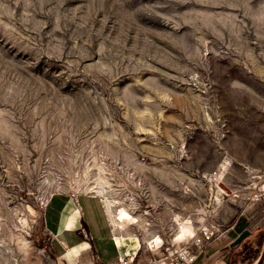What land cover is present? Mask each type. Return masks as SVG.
Masks as SVG:
<instances>
[{
	"label": "rangeland",
	"instance_id": "1",
	"mask_svg": "<svg viewBox=\"0 0 264 264\" xmlns=\"http://www.w3.org/2000/svg\"><path fill=\"white\" fill-rule=\"evenodd\" d=\"M260 169L264 0H0V264H62L49 194L88 218L102 179L146 244L176 215L227 230Z\"/></svg>",
	"mask_w": 264,
	"mask_h": 264
},
{
	"label": "crops",
	"instance_id": "2",
	"mask_svg": "<svg viewBox=\"0 0 264 264\" xmlns=\"http://www.w3.org/2000/svg\"><path fill=\"white\" fill-rule=\"evenodd\" d=\"M81 198L96 200L85 195L55 194L47 201L45 224L62 264H116L118 257L135 256L138 253L144 258L147 257L143 240L135 234L115 231L104 205L100 202L86 218L87 213L82 208ZM259 204L262 203L246 205L241 214L242 219L239 218L230 226L220 239L205 247L206 250L212 243L218 242L220 249L212 251L204 258H201L202 253L195 263L201 259L198 264H227L237 256L236 250L243 245L250 246L258 254L264 238V223L252 228L249 226L251 212ZM242 223L244 226L240 229L239 237L229 240V234ZM261 264H264V259Z\"/></svg>",
	"mask_w": 264,
	"mask_h": 264
},
{
	"label": "built area",
	"instance_id": "3",
	"mask_svg": "<svg viewBox=\"0 0 264 264\" xmlns=\"http://www.w3.org/2000/svg\"><path fill=\"white\" fill-rule=\"evenodd\" d=\"M250 178L253 180L241 186L239 190L242 189L248 194L247 205L254 202L264 205V169L255 171ZM257 180L262 181V184ZM178 227L176 224L175 228ZM225 231L202 220L196 233L184 240L175 241L172 234L157 232L162 241L158 245L152 242L144 244V251L148 253L146 258L138 253L135 256L118 257L116 264H194L205 247L220 239Z\"/></svg>",
	"mask_w": 264,
	"mask_h": 264
},
{
	"label": "bare ground",
	"instance_id": "4",
	"mask_svg": "<svg viewBox=\"0 0 264 264\" xmlns=\"http://www.w3.org/2000/svg\"><path fill=\"white\" fill-rule=\"evenodd\" d=\"M223 165H225V163H223ZM108 187H107V182L105 183V181H103L102 179H99V180H97V182L94 186H89V185L86 186L84 188V191L85 192H91V193L95 194V196L99 197L102 200L103 205L105 207V210L107 212V215L109 217L110 223L113 226L114 230L118 232L120 219L123 218V216L132 215V213H131V210H129V208L127 207V205L124 204L123 201L120 200L119 197L110 194L109 190L107 189ZM50 195H52V194H49L46 202L48 201ZM217 200H219V199L217 198ZM132 217L140 218L137 215L132 216ZM175 219L177 221L176 224H178V226H179L177 228V232L175 233V236L172 235V238L175 241L184 240L188 237L193 236L201 225L200 224V225L194 226L193 220L189 217L180 218L178 215H176ZM127 234L137 235L136 233H127ZM146 234L149 237L150 231L147 229H146ZM147 239H148L147 243L152 242L154 245H158L162 241V238L158 234H156V235L154 234ZM105 251H107V250H105Z\"/></svg>",
	"mask_w": 264,
	"mask_h": 264
},
{
	"label": "trees",
	"instance_id": "5",
	"mask_svg": "<svg viewBox=\"0 0 264 264\" xmlns=\"http://www.w3.org/2000/svg\"><path fill=\"white\" fill-rule=\"evenodd\" d=\"M264 223V206L257 205L251 212V224L249 227H255ZM257 251L250 246H244L242 251L227 264H251L256 258Z\"/></svg>",
	"mask_w": 264,
	"mask_h": 264
},
{
	"label": "water",
	"instance_id": "6",
	"mask_svg": "<svg viewBox=\"0 0 264 264\" xmlns=\"http://www.w3.org/2000/svg\"><path fill=\"white\" fill-rule=\"evenodd\" d=\"M264 259V238L260 247V250L256 256V258L252 261L251 264H261Z\"/></svg>",
	"mask_w": 264,
	"mask_h": 264
}]
</instances>
